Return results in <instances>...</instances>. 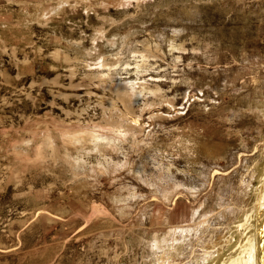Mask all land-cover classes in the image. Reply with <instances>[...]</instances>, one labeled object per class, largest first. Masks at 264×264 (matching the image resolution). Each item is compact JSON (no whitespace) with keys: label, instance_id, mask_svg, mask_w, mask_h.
<instances>
[{"label":"rangeland","instance_id":"obj_1","mask_svg":"<svg viewBox=\"0 0 264 264\" xmlns=\"http://www.w3.org/2000/svg\"><path fill=\"white\" fill-rule=\"evenodd\" d=\"M263 135L264 0H0V264H222Z\"/></svg>","mask_w":264,"mask_h":264},{"label":"bare ground","instance_id":"obj_2","mask_svg":"<svg viewBox=\"0 0 264 264\" xmlns=\"http://www.w3.org/2000/svg\"><path fill=\"white\" fill-rule=\"evenodd\" d=\"M254 152L256 164L250 175L258 183L253 189L255 205L240 217L236 226L238 247L222 264H264V135Z\"/></svg>","mask_w":264,"mask_h":264}]
</instances>
